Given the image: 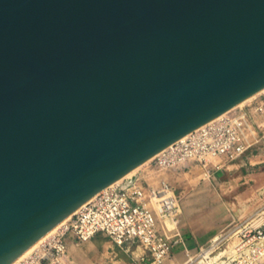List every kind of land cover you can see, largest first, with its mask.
<instances>
[{"label":"water","instance_id":"obj_1","mask_svg":"<svg viewBox=\"0 0 264 264\" xmlns=\"http://www.w3.org/2000/svg\"><path fill=\"white\" fill-rule=\"evenodd\" d=\"M264 89V0H0V264Z\"/></svg>","mask_w":264,"mask_h":264},{"label":"built area","instance_id":"obj_2","mask_svg":"<svg viewBox=\"0 0 264 264\" xmlns=\"http://www.w3.org/2000/svg\"><path fill=\"white\" fill-rule=\"evenodd\" d=\"M261 145L264 93L172 144L154 156L143 172L98 193L15 264H72L67 238L83 245L98 234L120 247H141L142 264H165L175 246L183 243L177 229L182 207L165 175L193 164L207 171L220 168L218 159L231 164ZM240 232L242 242L257 245L264 240V229L244 227ZM203 260L205 255L197 264H203Z\"/></svg>","mask_w":264,"mask_h":264},{"label":"rangeland","instance_id":"obj_3","mask_svg":"<svg viewBox=\"0 0 264 264\" xmlns=\"http://www.w3.org/2000/svg\"><path fill=\"white\" fill-rule=\"evenodd\" d=\"M258 155L262 156L261 161L251 165L247 158ZM239 160L236 163L239 164L238 170L226 172V177L219 180L214 179L213 172L225 171L223 163L220 168H210L208 171L193 164L190 168L177 172L181 174L177 176L180 178L178 186L170 182L179 196L182 213L186 200H193L195 206L203 207L205 198L199 191L210 190L212 194L208 200L211 211L225 217L224 229L217 236L220 240L197 247L193 260L187 264L199 263L205 252L207 255L203 264H264V240L257 245L248 244L246 240L241 241L243 237L240 232L244 227L264 229V145L250 149ZM184 252L189 254L191 249ZM175 256L172 253L170 258H174L176 264H183L178 259L181 255Z\"/></svg>","mask_w":264,"mask_h":264},{"label":"crops","instance_id":"obj_4","mask_svg":"<svg viewBox=\"0 0 264 264\" xmlns=\"http://www.w3.org/2000/svg\"><path fill=\"white\" fill-rule=\"evenodd\" d=\"M260 155L248 157L251 165L258 164L261 161ZM217 162L223 163L226 167L225 171L213 172L214 179L226 177V172L238 170L240 160L231 164H226L218 159ZM179 173L170 172L165 175L166 179L173 185L178 186L180 178ZM181 175V174H179ZM220 182V181H219ZM205 198L203 207L195 206L193 200L184 201V211L180 215V223L177 226L181 234L182 242L177 244L172 253L175 255H186L188 261L193 258L194 250L197 247H202L210 243L216 238L219 233L224 229L225 217L218 215L216 212L211 211V205L208 198L212 192L210 190L199 191ZM193 195V193L191 194ZM179 197V196H178ZM67 247L69 259L72 264H142L141 257L144 255V250L137 245H125L120 247L114 244L110 239L102 234L93 237L83 245H77L75 240L71 237L67 238ZM186 247V248H185ZM185 249H191V253L187 255ZM184 255V256H185ZM174 258H170L165 264H176Z\"/></svg>","mask_w":264,"mask_h":264},{"label":"bare ground","instance_id":"obj_5","mask_svg":"<svg viewBox=\"0 0 264 264\" xmlns=\"http://www.w3.org/2000/svg\"><path fill=\"white\" fill-rule=\"evenodd\" d=\"M262 93H264V89L262 90V91H260L259 93H257V94H255L254 96H252V97H250V98H248L247 100H245V101H243L242 103H240L238 106H236L235 108H233L232 110H230L229 112H232V111H235V110H237V109H239V108H241V107H244L246 104H248L249 102H251L254 98H256L258 95H260V94H262ZM228 113V112H227ZM151 160V159H150ZM149 160V161H150ZM149 161H147V162H145L143 165H141V166H139L137 169H135L134 171H132V172H130L129 174H127L124 178H122V179H120V180H118L116 183H114V185L115 184H119V183H121L123 180H125V179H129V178H132V177H134V176H136L137 175V172L139 171V170H141L142 168H144V167H146V165L149 163ZM60 225V224H59ZM58 225V226H59ZM57 226V227H58ZM56 227V228H57ZM55 228V229H56ZM55 229H53L51 232H49L45 237H43L39 242H37L35 245H33L29 250H27L22 256H20L19 257V259L20 258H22L23 256H25V255H27L28 253H30L35 247H37V245L39 244V243H41L44 239H46L51 233H53V231L55 230ZM217 240H220V237H216L213 241L214 242H217ZM213 243V242H212ZM213 245V244H212ZM215 246V245H214ZM208 251V250H207ZM204 255H207V252H205L204 253ZM198 257V256H197ZM200 257V256H199ZM18 259V260H19ZM178 259L179 260H181L182 261V263L183 264H187L188 263V258L186 257V256H184V255H181V256H179L178 257ZM18 260H16L13 264H15ZM190 263V262H189Z\"/></svg>","mask_w":264,"mask_h":264}]
</instances>
